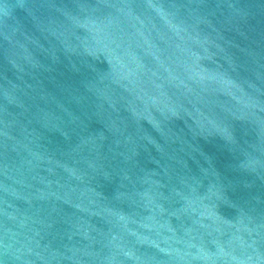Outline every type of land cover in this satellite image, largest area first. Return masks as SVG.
Wrapping results in <instances>:
<instances>
[{
	"label": "water",
	"instance_id": "1",
	"mask_svg": "<svg viewBox=\"0 0 264 264\" xmlns=\"http://www.w3.org/2000/svg\"><path fill=\"white\" fill-rule=\"evenodd\" d=\"M0 264H264V0H0Z\"/></svg>",
	"mask_w": 264,
	"mask_h": 264
}]
</instances>
